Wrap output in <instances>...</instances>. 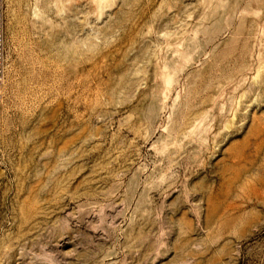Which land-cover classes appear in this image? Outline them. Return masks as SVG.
<instances>
[{"label":"rangeland","instance_id":"1","mask_svg":"<svg viewBox=\"0 0 264 264\" xmlns=\"http://www.w3.org/2000/svg\"><path fill=\"white\" fill-rule=\"evenodd\" d=\"M4 5L0 264H264V0Z\"/></svg>","mask_w":264,"mask_h":264},{"label":"built area","instance_id":"2","mask_svg":"<svg viewBox=\"0 0 264 264\" xmlns=\"http://www.w3.org/2000/svg\"><path fill=\"white\" fill-rule=\"evenodd\" d=\"M4 10V0H0V82L3 78Z\"/></svg>","mask_w":264,"mask_h":264},{"label":"bare ground","instance_id":"3","mask_svg":"<svg viewBox=\"0 0 264 264\" xmlns=\"http://www.w3.org/2000/svg\"><path fill=\"white\" fill-rule=\"evenodd\" d=\"M169 81H170L169 78H166V79H165L166 85L169 84ZM166 88H167V87H166ZM166 90H167V89H166Z\"/></svg>","mask_w":264,"mask_h":264}]
</instances>
